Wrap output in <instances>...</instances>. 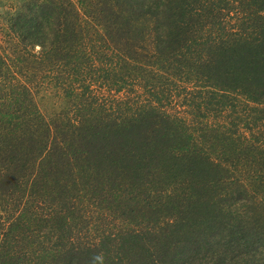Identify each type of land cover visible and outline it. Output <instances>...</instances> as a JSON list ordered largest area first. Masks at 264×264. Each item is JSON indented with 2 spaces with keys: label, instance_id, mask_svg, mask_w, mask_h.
I'll list each match as a JSON object with an SVG mask.
<instances>
[{
  "label": "trees",
  "instance_id": "obj_1",
  "mask_svg": "<svg viewBox=\"0 0 264 264\" xmlns=\"http://www.w3.org/2000/svg\"><path fill=\"white\" fill-rule=\"evenodd\" d=\"M9 11L0 264H264V0ZM47 84L67 104L49 116L35 99ZM231 101L255 117L240 126ZM218 106L224 124H204Z\"/></svg>",
  "mask_w": 264,
  "mask_h": 264
},
{
  "label": "rangeland",
  "instance_id": "obj_2",
  "mask_svg": "<svg viewBox=\"0 0 264 264\" xmlns=\"http://www.w3.org/2000/svg\"><path fill=\"white\" fill-rule=\"evenodd\" d=\"M18 3H20V0H0V15L1 13H3V11H9L12 9V11H14L15 7L18 5ZM10 12V11H9ZM1 18V16H0ZM1 23H0V33H1ZM231 26L230 24H227V27ZM0 41L1 38H0ZM184 85L177 82V83H171L168 84V92L173 95H184L185 94V89H182L181 87H183ZM146 92L145 91H138L137 96L138 97H143L144 94ZM35 99L38 103V106L41 110V112L45 115V116H49L55 112H59L62 111L64 108H67V104L66 102L62 99L61 93L58 91V89H56L55 87H52L50 84L45 85L44 87L38 89L35 93ZM172 99V103H170V105H165V107H170V109H172V111H183V110H179L180 106L182 105H178V103L173 102L174 99ZM171 102V101H170ZM231 105L234 108V113H235V117H240L241 118V122L237 123L241 126V124H243L244 122L249 123L251 121V118L255 117V113L251 112L250 109H248L246 107V105L243 103H239L237 101H231ZM260 109V108H258ZM230 111L228 113H231V109L227 110ZM223 113V107L222 106H218L216 108V110H214V113L212 112V114L216 115L215 119H207L204 118L202 119V122L205 124V122L207 123H212V124H219L222 125L224 124L225 120H224V114ZM260 114H258L257 116H259ZM264 116V113L262 114ZM260 115L259 117L261 118V122L260 121H254L256 122L258 125H262L261 128L264 129V117ZM234 117V118H235ZM235 124H236V120H235ZM262 138H264V130L262 132Z\"/></svg>",
  "mask_w": 264,
  "mask_h": 264
}]
</instances>
